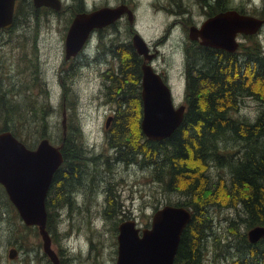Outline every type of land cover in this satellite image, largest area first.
Here are the masks:
<instances>
[{
  "label": "trees",
  "instance_id": "trees-1",
  "mask_svg": "<svg viewBox=\"0 0 264 264\" xmlns=\"http://www.w3.org/2000/svg\"><path fill=\"white\" fill-rule=\"evenodd\" d=\"M72 4L75 11L66 20L65 36L71 19L78 13L88 11L84 0H73ZM242 8L233 6L230 0V9H237L241 13H254ZM26 11L28 17L24 19ZM39 12L60 14L63 11L59 12L45 6L37 8L33 0H19L13 25L0 31V42L6 39L12 41L15 28L31 21L32 18L34 23V18ZM103 30V28L97 30L87 47L67 60V65L58 70L59 77L65 78L76 72L75 67L78 69L86 64H102L107 59L114 58L100 52L101 38L107 39L104 37L105 34H108L111 52L118 58L121 48L124 54L118 58L119 62L113 67L109 66L106 72L107 74L112 68L115 71L118 69L123 71L116 76H107L108 95L112 84L118 89L109 96L113 101V121L116 124L107 136L106 151L100 153L86 146L83 125L77 122L74 112L68 117V108L75 111V100L70 96L64 97L62 113L66 110L67 133L64 134L62 115L61 138L58 144L61 145L64 160L54 174L46 199L47 229L51 234L53 246L56 245L55 250L61 264H65L62 241L65 238L60 235L58 225L63 221L64 209L70 208L71 212L85 209L88 202L81 205L83 203L76 201L75 195L85 192L87 196V192L95 195L101 173L112 172L114 180L116 171L112 167L118 164L128 167L140 164L143 169L155 171L158 174L157 182L163 185L164 190L171 195H177L178 201L169 200L167 204L185 206L192 210V220L182 234L175 264H203L206 254L210 252V246L212 247L211 236L215 238L217 231L220 232L221 229L228 234L221 237L225 238L232 234L238 239L233 250L231 244L227 243L230 246L227 254L233 252L230 264H264V237L257 243H251L247 236L249 229L264 225V48L259 37L247 35L251 39V44L245 46L241 43L235 52L221 54L211 49L202 66L197 65V50L194 49L187 59L191 64L188 66L185 96L187 109L182 124L171 137L162 141H151L143 133L139 121L143 143L138 142L134 149H130L128 122L139 108L140 118L144 114L142 73L138 68L133 72L138 63L136 64L134 57L130 59L128 43L131 41L117 40L122 39L118 34L123 33L119 24L107 33ZM241 49L243 53L239 54ZM38 57L36 54L35 58ZM69 80L68 78L67 81ZM34 87L35 83L30 84L28 81L21 83L20 79L16 81L0 59V133L11 130L29 148H34L36 141L33 144L26 138L36 133L44 135L51 112L48 111L51 110V106L47 100L43 103L39 99L47 93L48 88L36 93ZM242 97H251L259 103L256 118L249 119L240 114L239 101ZM123 118L127 123L123 121L121 123ZM44 136L48 137L46 134ZM110 149H114L115 153H111ZM85 167L91 168L87 172ZM215 169L229 172L223 174L219 171L214 175ZM83 170L87 172L85 178L82 177V174L85 175ZM111 188L112 184L108 185L103 217L114 220L117 231L119 222L128 216L119 218L120 209L125 208L124 202L120 200L117 191L114 196L112 195L109 191ZM210 196L212 201L209 200ZM205 202L213 205L209 207L210 205ZM220 204L230 205V208L235 209V213L232 212L231 217L223 215L221 218L214 213ZM158 209L159 207H156V210ZM218 209L220 210L219 207ZM15 210V206L0 185V222L4 221L3 216ZM15 212L21 218L19 212ZM244 226L245 231L242 230ZM18 245L21 249L24 247L21 237ZM42 256L47 257L45 253ZM47 261L52 264L48 257Z\"/></svg>",
  "mask_w": 264,
  "mask_h": 264
},
{
  "label": "rangeland",
  "instance_id": "rangeland-1",
  "mask_svg": "<svg viewBox=\"0 0 264 264\" xmlns=\"http://www.w3.org/2000/svg\"><path fill=\"white\" fill-rule=\"evenodd\" d=\"M84 1L88 10L115 2V0ZM136 1L135 28L137 31L139 30L146 40L158 38L163 36L166 31L169 32L168 39L161 44L160 57L156 60V64L166 71L169 76L174 90L176 105L184 104L186 102V89L182 85L185 83L186 57L184 51H182V46L185 38V24L180 22V19L187 17L193 19L196 23H200L203 20L202 11L194 5L196 3L195 0H182L184 6L181 0ZM176 2L181 5L180 9L177 7ZM63 4L64 7L69 4V7L60 14L39 12L34 18V23L32 18L31 21L24 25L22 23L19 27H16L12 41H7L6 39L0 42V59L16 81L20 79L21 83L25 81L30 84L35 83L34 91L36 93L41 89L48 88L47 93L39 97L43 103L47 100L51 106V110H48L51 112L44 135H48L55 144H59L63 101L65 96H70V98L75 100V111L68 108V117L74 112L77 122L83 125L86 134V146L101 153L106 151V147L108 148L107 136L112 132L116 124L111 121L108 126L106 125L108 116L113 114L114 109L112 106L113 101L109 96L114 94V91L118 88L112 84V89L108 95L107 85L109 79L104 76L106 66L97 63L82 65L78 69L75 67L76 72L65 78L59 77L58 70L62 66H66L67 60H70L65 58L64 28L67 25L66 20L75 11L72 0H63ZM188 4L194 7L191 14L185 11L188 9ZM232 4L233 6L243 7L242 9L246 8L249 11H254L252 15L264 17V0H232ZM162 5H166L167 9H162ZM170 7L178 10V12L169 10ZM25 13L24 19L28 17V11ZM174 21L178 22L173 24ZM124 26L125 30L123 33L118 34L122 37V39H117L119 42L132 39V35L128 33L125 24ZM256 35L264 48V29ZM104 37L107 39L101 38V42L106 40L109 44L108 34H105ZM238 40L245 46L251 44V39L246 36L238 35ZM242 53L243 49L239 50V54ZM36 54L39 55L38 58H35ZM240 58H243V56H240ZM203 64L204 62L197 60V65L202 66ZM118 73H122V71L118 69L111 76H116ZM68 78L70 79L69 81H67ZM239 103L241 115L247 116L249 119L256 118L259 112V103L255 99L242 97ZM47 116L48 114H46ZM139 118L140 108L127 125L131 136L130 149H134L138 142L143 141L139 129V121L142 123L143 115L140 120ZM122 121L127 123L125 118L121 120V123ZM39 130L40 127L38 128ZM44 135L36 133L28 135L27 138L23 137L33 144L36 141L37 145L40 139L45 137ZM110 150L111 153H115L114 149ZM146 155H148V152ZM115 171L117 179L112 183L111 193L115 195L117 191L120 200L127 204L128 211L131 212L130 216H133V219L137 221V225L141 228L149 227L147 224L151 225L156 207H163L169 200L178 201L176 194L171 195L167 190H164L163 185L157 182L158 174L155 171L153 172L147 168L143 169L140 164L131 167L118 164ZM219 171L222 172V169H215L213 174L215 175ZM226 171L223 170L222 173L227 174L229 172ZM101 174L103 176L101 175L100 181L98 178L95 195L90 192H87L88 196L86 192L84 194H76L79 197V202L83 203L81 205H84L83 201L88 202L86 207H84L85 209L71 212L70 208H68L63 211V221L58 225V228L60 235L65 238L62 240L64 241L65 264H117L118 228L116 231L114 220L103 217L108 181L113 179H110L104 173ZM153 178L155 181H153ZM120 179L122 180L117 182ZM209 200H211V196ZM205 204L210 205L209 207L213 205L210 202H205ZM218 207L214 213L220 215L221 218H223V215L231 217V213H235V209L230 208V205ZM15 211H10L3 218L4 221L0 222V264H49L47 257L42 256L44 254L42 245L39 249L33 251L32 256L35 260L32 263H30V256L27 251L21 254L18 245L20 237L22 243L28 249L31 247L36 248L34 242H38V240L37 235L33 231L35 228L25 230L21 218ZM245 229L246 226L242 228L244 231ZM220 232L217 231L215 238L211 236L212 247L210 246V252L206 254L203 264H230L233 252H230V255L227 254L226 251L230 249L227 243L231 244L233 250L237 246L238 239H235L232 234L223 238L221 236L228 234L223 229ZM13 248L18 250L15 258L10 257V251Z\"/></svg>",
  "mask_w": 264,
  "mask_h": 264
},
{
  "label": "water",
  "instance_id": "water-1",
  "mask_svg": "<svg viewBox=\"0 0 264 264\" xmlns=\"http://www.w3.org/2000/svg\"><path fill=\"white\" fill-rule=\"evenodd\" d=\"M18 0H0V30L13 25ZM36 7L62 9L61 0H33ZM128 7H105L78 13L69 26L66 57L76 56L84 47L92 30L102 28L119 18ZM131 15V13H130ZM264 19L230 9L207 19L201 27L192 26V38L201 37V44L235 52L240 47L239 34L254 35L263 27ZM134 45L140 54L147 53V44L139 34ZM142 97L144 115L142 130L151 141L171 137L182 124L186 105L175 106L171 88L151 65L143 67ZM112 117L107 119L110 124ZM64 134L67 133L66 111L63 112ZM61 145L43 138L35 149L29 148L11 130L0 133V183L27 225H38L43 248L53 264H61L52 248L47 229L46 198L53 176L63 163ZM192 210L185 206L166 204L156 210L150 227L140 228L135 219L122 221L118 226L117 264H175L182 234L192 220ZM251 243L264 237V225H257L247 233ZM17 249L10 251L15 258Z\"/></svg>",
  "mask_w": 264,
  "mask_h": 264
},
{
  "label": "flooded vegetation",
  "instance_id": "flooded-vegetation-1",
  "mask_svg": "<svg viewBox=\"0 0 264 264\" xmlns=\"http://www.w3.org/2000/svg\"><path fill=\"white\" fill-rule=\"evenodd\" d=\"M182 2L183 1L181 0V3ZM195 2L196 3L194 5H196V7H198L200 11H202V17H203L202 22L196 23L193 19H190V18H187V17H184V18L180 19V22H184V24H185V28H184V30H185V38L183 39L182 51H184V53H185L186 62H185V72H184L185 83H184V85H182V87L185 88L186 90H187V83H188V66H190V64H191L189 61H187V59H189L190 54H192L191 52H193L194 49L197 50V59L202 61V62H204V63H205V60H206V55L211 53V49H214L217 53H221V54H223L224 52H228V51H226L224 49H221V48H215V47H210V46H206V45L201 44V40H202L201 37H199L198 39L192 38L191 27L194 26V25L197 26V27H201L203 25V23L207 19H209L210 17L215 16V15H217L219 13L226 12V11L230 10V0H228V2L220 1V0H195ZM176 3H177V7L180 9L181 5L178 4V2H176ZM121 5H126L128 7V10H126L119 18L114 20L112 23H110L109 25L103 27V29H104L103 32L104 33L109 32L110 30L115 28V26L117 24H119L120 30L124 31L125 30L124 24H125L126 27H127L128 33L130 35H132V37H133V35L136 32H139V30L137 31V29L135 28L136 15H137V1L136 0H115V2H110L109 4H103L100 7H117V6H121ZM182 5L184 6L183 3H182ZM187 6H188V9H186L185 11L188 14H191L193 12V10H194V7H193V5H190V4H188ZM162 9L166 10L167 9L166 5H162ZM169 10H173L176 13L178 12V10L171 9V7H170ZM130 13H131V15H130ZM260 18H262V17H260ZM262 19H264V17ZM177 22L178 21H174L173 24H176ZM262 29H264V23H263V28ZM168 37H169V32L166 31L163 36H160L158 38H154V39H150V40L144 39L146 41L147 48H148L147 49V53L144 54V55L140 54L138 52V50L135 47L133 41L128 43L129 44V50H130V59L132 57H134L135 60H136V64L138 63V66L136 67V70H133V72L137 71V68H138V70H140L141 73H142L141 86H142V80H143V67L146 66V65H151L154 68L155 72L160 74L162 76L163 80L173 90V87H172V84H171V81L169 79L168 74L166 73V71L162 70L156 64V60L160 57L161 44L164 42V40L168 39ZM214 50H212V51L215 52ZM100 52L102 54H104L105 56L110 55V56L114 57L113 61H115L116 63L119 62L118 58L124 56V54L122 52V49L120 48L119 52H118V58H117V56H115L111 52V47L109 46V44L107 43L106 40L102 41V45L100 47ZM228 53H230V52H228ZM133 66H134V63L132 65V67ZM128 69L129 70L131 69V68H129V64H128ZM132 69H134V68H132ZM106 72H107V70H104L105 78H106V76H109V75L111 76V74L115 72V69L112 68L107 74H106ZM184 105H186V109H187V103L186 102H184ZM85 168H86L85 170L88 172L89 169L87 167H85ZM85 170H83V172H85V175L82 174L83 178H85L87 176V172ZM82 181H85V180H82ZM112 182L114 183L115 181H112V180L108 181V185H111ZM52 183H53V180H52ZM0 185L4 188V190H5V192H6L7 196H8L9 194L6 191L4 185L1 184V183H0ZM8 198L10 199L9 196H8ZM75 200L79 201V197L76 196V195H75ZM83 202L85 203L86 201H83ZM123 205L125 206V208H121L120 209L121 213L119 214V218L123 217L124 215L128 216V219L133 218V216H130L131 212L128 211L127 204L123 203ZM4 217L5 216H3V218ZM22 222H23V224L25 226V230H29V229L32 230V228H35L36 230H38V232L34 231L35 234L37 235V240H38V242H36V241L34 242V245L36 246V248H32L31 247L30 249H28V247H26L24 245V243H23L24 247L22 249L20 248L21 254L24 253L25 251H27V253L30 256V263H32V261L35 260L33 258V256H32V253H33V251H36L37 249L40 248V246H41L40 243L41 242H42V247H43V240H42V236H41V233H40V228H39L38 225L28 226V225H26L24 223L23 220H22ZM38 233H39V236H38ZM43 252L45 253L44 248H43ZM17 254H18V250H17ZM47 257L50 260L48 255H47ZM51 263H52V261H51Z\"/></svg>",
  "mask_w": 264,
  "mask_h": 264
},
{
  "label": "bare ground",
  "instance_id": "bare-ground-1",
  "mask_svg": "<svg viewBox=\"0 0 264 264\" xmlns=\"http://www.w3.org/2000/svg\"><path fill=\"white\" fill-rule=\"evenodd\" d=\"M72 2H73V0H72ZM112 168H116V165L115 166H113ZM112 168H110V169H112ZM104 174H106L108 177H110V178H112L113 179V173L112 172H108V173H104ZM123 178V177H122ZM117 178H115L114 179V181L116 180ZM122 179H120V180H117V182L118 181H121ZM113 181V180H112ZM95 182V181H94ZM113 183V182H112ZM114 190H116V189H114ZM110 192H111V189L109 190ZM113 195V194H112ZM114 196V195H113Z\"/></svg>",
  "mask_w": 264,
  "mask_h": 264
}]
</instances>
